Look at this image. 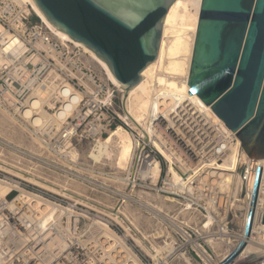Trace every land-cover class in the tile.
I'll list each match as a JSON object with an SVG mask.
<instances>
[{"label": "built area", "instance_id": "2783aa9c", "mask_svg": "<svg viewBox=\"0 0 264 264\" xmlns=\"http://www.w3.org/2000/svg\"><path fill=\"white\" fill-rule=\"evenodd\" d=\"M48 87L50 95L43 107L49 118L43 125L33 126L37 112L33 111L30 119L24 112L32 109L31 103L39 91ZM113 87L111 82H104L95 74L81 47L56 38L44 23L35 21L26 3L0 0V109L24 126L30 136L37 138L52 158H70L74 144L88 140L97 142L118 127H128L118 113L124 112L123 91L115 102L117 92ZM76 94L80 95V99L75 100L76 107L70 108L71 115L63 116L64 121L57 127L53 121L55 115L68 102L67 96L69 99ZM124 117L128 119L127 115ZM149 125L161 128L157 120H150ZM143 131L133 138L132 156L125 176L118 179L111 172L109 177L116 184H101L93 189L98 198L62 197L52 202L60 210L42 228L33 225L26 234L11 227L2 244V264H125L119 252L120 243L140 264H167L183 254L192 259L196 255L203 262L204 258H210L202 246L195 249L186 246L192 239L191 233L195 235V232L183 226V211H206L200 168L196 172L182 171L174 161L173 167L182 184H172L167 175L160 178L168 163L154 146L155 137ZM221 140V136L216 138L214 144ZM0 146L12 151L17 158L37 160L35 153L5 140L0 139ZM160 146L166 151L161 142ZM181 151L179 153L183 154ZM156 162L160 164V171L154 181L150 167ZM242 166V185L246 190L253 168L248 163ZM103 196L109 201L99 198ZM169 197L178 200V210H167L164 203ZM128 209L149 223V229L134 228L133 237L128 240L130 247L121 238L122 225L117 221H128L127 217L123 218V212ZM206 222L202 223V228L206 229ZM106 230L121 242L107 236ZM57 237L63 240V246L54 245L50 250L49 241ZM168 239L171 240L170 251L165 249Z\"/></svg>", "mask_w": 264, "mask_h": 264}, {"label": "bare ground", "instance_id": "6f19581e", "mask_svg": "<svg viewBox=\"0 0 264 264\" xmlns=\"http://www.w3.org/2000/svg\"><path fill=\"white\" fill-rule=\"evenodd\" d=\"M18 1L27 3L40 21L60 40L81 47L100 66L104 75L115 87L126 91V115L155 137L153 144L168 163L166 178L172 184L177 186L182 184L179 173L173 167L172 162L174 161L182 171L192 170L196 172L199 168V170L202 168L214 169L215 171L211 170V173L215 172L217 175L214 181L224 185L232 184L234 181L242 184V176L238 173L237 168L244 163L252 164L253 169L242 197L246 203V211L241 230L236 236L233 247L227 249V254L217 264H222L243 239L246 241V245L235 260L251 258L254 262L262 260L264 264V233L262 231L264 224L260 222L257 226L264 212V159L249 158L243 150L238 136L213 111L210 107L211 104L206 105L199 96L188 93L189 86L187 83L201 0H174L171 3L162 22L157 57L141 70L140 75L143 79L130 90L122 86L104 60L53 25L34 0ZM49 95V87L39 91L37 98L31 103L32 109L24 112L27 119L31 118L34 114L33 111L37 112L35 113L37 116L32 120L33 126H41L43 122L48 120L49 114L43 106L48 103ZM77 99H80L78 94L69 99L67 96L66 101L68 102L53 119L57 127H60L64 121L63 116L71 115L70 108L76 107L75 100ZM150 120H157L161 128L150 126ZM220 136L222 137L221 142L214 144V140ZM160 142L164 144L166 151L161 148ZM133 143L129 132L123 127H118L109 132L106 138L97 141L88 156L94 162H101L104 157L113 158L116 167L125 170L132 156ZM179 150H182L183 154H180ZM183 155L188 156L189 161ZM76 156L78 154L73 151L72 158ZM192 163H196V166H193ZM258 165L262 168L258 201L251 233L247 238H244L243 229L250 208L255 168ZM159 171L160 164L158 162L150 167L154 181ZM209 173L210 171L207 172V174ZM2 184L4 183L0 182V200L4 199L0 205V264H2V240L11 227L16 232H19L18 229H20L27 234L32 230L33 225L39 228V224L42 225L41 223L51 219L60 210L54 203L42 201L36 195L22 191L12 185ZM219 204L217 199V206L220 207L221 204ZM257 230L258 235L256 234ZM253 234L256 236L253 237ZM107 236L109 235L107 234ZM249 240L253 243H249ZM193 246L198 248L195 242ZM119 247L120 254L124 253L120 256L124 259L125 264H140L135 258L129 256L127 251L121 250L123 247L121 244ZM165 249L171 250L170 243L166 244ZM181 257L186 261L185 264H193L186 254L181 255ZM205 259L210 261L209 258Z\"/></svg>", "mask_w": 264, "mask_h": 264}, {"label": "water", "instance_id": "95a60500", "mask_svg": "<svg viewBox=\"0 0 264 264\" xmlns=\"http://www.w3.org/2000/svg\"><path fill=\"white\" fill-rule=\"evenodd\" d=\"M46 18L104 60L124 88L157 57L174 0H34ZM188 93L235 132L251 159H264V0H201ZM262 168L256 166L243 236L252 229ZM260 222L264 224V212ZM241 240L222 264H231Z\"/></svg>", "mask_w": 264, "mask_h": 264}, {"label": "rangeland", "instance_id": "374dc122", "mask_svg": "<svg viewBox=\"0 0 264 264\" xmlns=\"http://www.w3.org/2000/svg\"><path fill=\"white\" fill-rule=\"evenodd\" d=\"M29 9L34 20L41 22L40 19L33 13L30 6ZM84 54L87 64L91 67L95 74L104 80V82H110L104 75V71L100 68V66L97 65L88 56V54L85 52ZM113 90L117 92L115 93V102L121 98L122 94L120 91H123L124 112L122 114L121 112L118 113L128 124V127H123V129L128 131L133 139L134 136H137V134L142 132L144 129L142 126L131 120V118L128 117V119H126V117H124L126 115V91L115 86L113 87ZM106 137L107 136H104L103 138ZM103 138L101 140H103ZM0 139L35 153L37 159L17 158L12 151L0 146V182L5 185H12L22 191L36 195L41 198L42 201H49L52 203L56 199L62 197L74 200H84L85 198L96 199L98 196L95 191H92L93 189H96L101 184H116L115 182H112V179L109 177L111 172L116 174L118 179L124 177L126 173L125 170H120L116 167L113 158L109 159L104 157L101 162H94L88 156L92 147L96 143L91 140L74 144L73 151L78 154L75 158H52L45 150H43L41 143L37 138L30 136L24 126L17 124L9 114L1 109ZM51 160H53L54 163H48L51 162ZM166 166L162 170V177L160 178H165ZM211 170L215 171L214 169ZM211 170L203 168L199 171L200 180H203L201 189L205 191L203 194V206H205L207 212L199 211L197 213H190L183 211L182 213L184 229L186 226L191 227L195 232V235L191 233L192 239L189 244H186V246L190 245L188 246L189 249L191 246L195 249L193 246V243L195 242L197 245L205 248L210 255V261H207L204 258L203 262L198 259L196 255H194L195 257L192 259L188 254H186L189 261L193 264L219 263L227 254L226 252L235 244V239L241 230L242 221L246 211V203L242 199L245 193L244 185H242L243 183L240 184L234 181L229 185H224L223 183L218 184L216 180L214 181V179L217 178V175L215 172L211 173ZM243 170L244 166L242 165L237 168V171L241 176ZM208 171H210L209 174H207ZM218 179L220 180V178ZM99 198L104 202L109 201V199L104 196ZM170 199H172V197H169L168 201H165L164 203L167 210L169 212L178 210L179 206L176 204V201L178 200L174 198L171 201ZM217 199L221 204L220 207L217 206ZM3 201L4 199L2 198L0 200V205ZM123 215V218L127 217L128 221L125 220L124 223H121V221L117 220L122 225V232L120 233V236L126 243V246L130 247L128 240H130L131 236L133 237L132 232L134 231V228L142 230L146 227V229H149V223L145 222L144 219H141L142 217L138 216L132 209L126 210L123 212ZM204 221H207L206 223L208 224L206 229L201 227ZM258 222L257 226L260 224V221ZM41 224L42 225H38L39 228H42L44 222ZM106 231L109 232L108 230ZM256 234L258 235V230ZM256 234H253V237L256 236ZM108 235L115 241L118 238L110 232ZM118 240L120 241L119 238ZM167 241L169 243L171 242L170 239ZM2 242H4V240H2ZM49 243L48 248L50 250L54 248V245L57 247L63 246V240L58 237L51 239ZM249 243L253 242L249 240ZM122 246L121 250L127 251L129 253L128 255L134 258L131 252L128 251V248H126L125 245ZM121 254L123 255L124 253ZM152 255L153 254H150L151 257H153ZM185 263L186 261L184 258L179 257L169 261L167 264ZM231 264H263V261L254 262L251 258H241L235 260Z\"/></svg>", "mask_w": 264, "mask_h": 264}]
</instances>
